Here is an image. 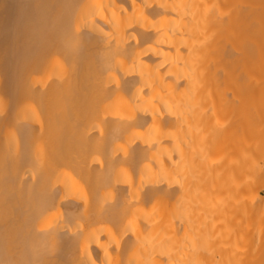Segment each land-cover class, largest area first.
<instances>
[{
	"label": "bare ground",
	"instance_id": "bare-ground-1",
	"mask_svg": "<svg viewBox=\"0 0 264 264\" xmlns=\"http://www.w3.org/2000/svg\"><path fill=\"white\" fill-rule=\"evenodd\" d=\"M261 71L264 0H0V264H264Z\"/></svg>",
	"mask_w": 264,
	"mask_h": 264
},
{
	"label": "rangeland",
	"instance_id": "rangeland-1",
	"mask_svg": "<svg viewBox=\"0 0 264 264\" xmlns=\"http://www.w3.org/2000/svg\"><path fill=\"white\" fill-rule=\"evenodd\" d=\"M224 70V69H223ZM228 70V69H227ZM226 70V68H225V70H224V72L225 71H227ZM264 71H261V72H258L257 73V76H259V73H263ZM251 73H253V72H251ZM253 75V74H252ZM255 76L254 77H256V72H255V74H254ZM254 77H253V79H254ZM264 77V75H262V78ZM257 79H262L261 78V76H259V78L258 77H256ZM256 78H255V80H256ZM264 79V78H263ZM264 93V92H263ZM262 93V94H263ZM261 94V96L263 97L264 95H262ZM261 97V99L260 100H258L259 102L257 103L256 101H255V103H257L258 105H256L255 106V103H254V107H255V109H258V107L259 108H261L262 110H264V97L262 98ZM258 98V97H257ZM260 98V97H259ZM258 98V99H259ZM262 100V101H261ZM253 107V108H254ZM219 109H220V107H219ZM222 109V108H221ZM254 109V110H255ZM253 110V109H252ZM253 110V115H255V113H256V111H254ZM211 111V110H210ZM258 111V110H257ZM255 112V113H254ZM259 112V111H258ZM215 113H216V111L215 112H210V114H208L207 116H204V115H201V114H199L200 116L199 117H202V118H198L197 117V119H196V117L195 118H190V116L192 117L193 115H191L190 113L188 114V116H189V120L188 119H186L185 121L187 122V125H190L191 124V126L193 127L194 126V124L195 125H197V126H203L204 128L206 127V129L204 130V131H206L207 129L209 130L210 128H212L213 126L216 128V126H218L219 127V123L221 122V121H223V120H225L226 119V115H228V113H227V111H225L224 110V107H223V109L221 110V111H219L216 115H215ZM211 115H213V116H211ZM188 116H186V117H188ZM195 116H198V114L197 115H195ZM205 119H204V118ZM203 119V120H202ZM188 120V121H187ZM199 120V121H198ZM215 121V122H214ZM260 121V120H259ZM197 122H199V123H197ZM261 122V121H260ZM262 122H264V120L262 121ZM183 123H184V121H183ZM194 123V124H193ZM182 124V123H181ZM200 124V125H199ZM258 128H256V132H255V134H254V136L252 137V139H251V142H250V146H249V148H246V149H241L240 151L238 150V154L240 155L239 157H244L245 159H246V161H248V162H250L249 164H251L253 161V159L255 158L256 159V156H257V152H259L258 150L260 149V152H263L264 151V125H262V123L260 124L259 122H258ZM182 125H184V126H186L185 125V123L184 124H182ZM191 127V128H192ZM202 127V128H203ZM212 128V129H210V133H208V131H206L208 134H211V136L210 135H204V134H206V133H204V134H202V132L200 133V138H199V136L197 135V138L199 139H197L196 138V140L194 139L193 141H194V143H193V145H194V147L196 148V147H199V148H196V149H199V150H197V152H198V157H196V158H199L197 161H195V162H197L198 163V161H201L200 163H202V165L201 164H199V166H201V167H199L198 166V164L197 163H195L194 161L192 162V164L193 163H195V166L197 167V168H195V170H194V168L192 169V173L190 172L189 173V171H191V170H189L188 169V167L187 168H185L184 170H182L181 172H178L179 174H182V175H180L182 178L184 177L185 179H190L191 181H194V180H197V178H199L200 177V175L202 174V171L204 170V166H205V163H207V165H206V167H205V169L207 168V166L209 165V163H210V166H215L216 164H218V161L220 160V158H221V150H220V145H219V143H216V141L218 142V140L216 139V140H214L215 138H217L216 136L217 135H219V133L218 134H216L215 136H214V132H215V128ZM218 127L216 128V131H217V129H218ZM261 127H263V128H261ZM185 128H187V127H185ZM202 128H200L201 130H202ZM203 128V129H204ZM193 129V128H192ZM186 130V129H185ZM188 130H189V128H188ZM212 130H214V131H212ZM184 131V130H183ZM182 131V132H183ZM212 132V133H211ZM216 133V132H215ZM201 134L203 135V136H205V137H203V136H201ZM212 134H213V136H212ZM203 137V138H202ZM214 137V138H213ZM192 141V142H193ZM212 142H213V144H212ZM220 142V141H219ZM196 144V145H195ZM197 144H199V146H197ZM263 148V149H262ZM204 149V150H203ZM206 149H210L209 151H208V153L206 152ZM201 150H203V151H201ZM255 150V151H254ZM261 150H263V151H261ZM248 151H249V155H248ZM206 152V153H205ZM200 153H202L201 155H200ZM204 153V154H203ZM254 153H255V155H254ZM208 154H210L209 156H208ZM244 154V155H243ZM200 155V156H199ZM203 155V156H202ZM262 155L264 156V152L262 153ZM204 156H206V157H204ZM263 156H259L261 159L260 160H262V161H264V157ZM210 157V158H209ZM213 157V158H212ZM259 157H257V158H259ZM263 157V158H262ZM205 158V159H204ZM251 158V159H250ZM194 160H196L195 158H193ZM202 159V160H201ZM208 159V160H207ZM208 162H207V161ZM259 160V161H260ZM206 161V162H205ZM212 162V163H211ZM216 163V164H215ZM197 164V165H196ZM191 167H194V164H193V166H191ZM191 167H189V168H191ZM199 167V168H198ZM198 169V170H197ZM197 170V171H196ZM206 171V170H205ZM178 173H177V175H178ZM195 174V175H194ZM184 175V176H183ZM187 175V176H186ZM196 175H198V176H196ZM189 177V178H188ZM258 177V176H257ZM257 177H249V179L248 180H250V182H249V185L250 184H252V186L250 185V186H248V187H250L249 189H248V187H246V188H244V187H242V185H240V187L244 190H242L241 189V192L243 191V193L245 194V191L248 189V190H251L252 192H254V189H256L255 190V192L259 195V196H264V187H263V183H264V178L263 177H260V178H257ZM253 178V179H252ZM251 188H254V189H251ZM246 189V190H245ZM247 190V191H248ZM219 193V192H218ZM242 193V194H243ZM218 197H219V199H218V197H216V202L217 203H219V201L221 202V201H223L222 203L224 204L225 202H226V200H225V198H224V196L222 195L221 196V194L220 195H217ZM243 196V198L245 197H247L246 195H242ZM241 196V197H242ZM244 198V199H245ZM219 200V201H218ZM226 204V203H225ZM263 215V216H262ZM262 217H264V214L262 213ZM262 217H260L259 215H257V216H255L254 217V219H252V221H253V224L254 225H252V227H256V229H254V228H252V229H254V230H257V229H260L262 226L261 225H263V224H261V223H264V219L262 218ZM261 218H262V220H261ZM255 219H257V220H255ZM259 221V222H258ZM263 221V222H262ZM256 222V223H255ZM259 223V224H258ZM259 226H258V225ZM256 225V226H255ZM258 227V228H257Z\"/></svg>",
	"mask_w": 264,
	"mask_h": 264
}]
</instances>
